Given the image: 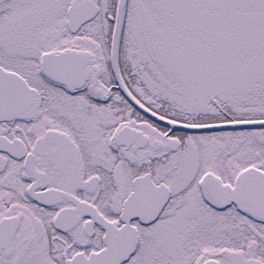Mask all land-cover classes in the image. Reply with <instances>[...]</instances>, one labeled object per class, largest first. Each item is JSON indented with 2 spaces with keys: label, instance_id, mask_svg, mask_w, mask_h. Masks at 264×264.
I'll use <instances>...</instances> for the list:
<instances>
[{
  "label": "snow or ice",
  "instance_id": "snow-or-ice-1",
  "mask_svg": "<svg viewBox=\"0 0 264 264\" xmlns=\"http://www.w3.org/2000/svg\"><path fill=\"white\" fill-rule=\"evenodd\" d=\"M0 264H264V0H0Z\"/></svg>",
  "mask_w": 264,
  "mask_h": 264
}]
</instances>
